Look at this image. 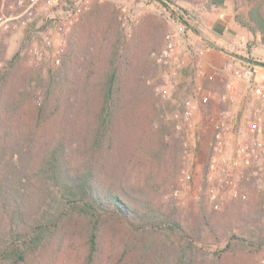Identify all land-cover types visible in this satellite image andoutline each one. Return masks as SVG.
I'll return each mask as SVG.
<instances>
[{"label": "trees", "instance_id": "16d2710c", "mask_svg": "<svg viewBox=\"0 0 264 264\" xmlns=\"http://www.w3.org/2000/svg\"><path fill=\"white\" fill-rule=\"evenodd\" d=\"M154 1L177 21L187 22L186 9L170 7L174 0ZM236 10V21L253 34L261 32L264 41L258 9L249 16ZM89 19L81 20L62 63L47 75L20 73L14 66L17 56L0 73V264L226 261L225 248L204 246L203 229L184 224L174 200H156L170 149L178 167L181 138L160 116L156 97L151 114L158 125L151 117L137 119L149 85L141 74L130 85L133 52L123 46L118 28L101 68L97 56L89 59L81 51L80 28ZM109 24L114 28L116 19ZM31 37L30 31L26 45ZM142 165L148 166L145 182L136 185L132 173ZM202 208L204 223L214 231L204 204ZM263 212L261 206L252 207L245 221L256 222ZM232 242L226 247L252 250L233 253L234 264H257L254 247L263 238L236 236Z\"/></svg>", "mask_w": 264, "mask_h": 264}, {"label": "rangeland", "instance_id": "374dc122", "mask_svg": "<svg viewBox=\"0 0 264 264\" xmlns=\"http://www.w3.org/2000/svg\"><path fill=\"white\" fill-rule=\"evenodd\" d=\"M18 0H0V10L5 14L11 13L9 5L17 3ZM59 3L52 6L46 1L42 2L37 10L34 18L27 24H21L15 29H0V73H4L11 66L9 61L17 56L18 61L14 63L15 68H19L20 73L29 74L32 71L40 72L43 76L47 75L50 68L59 67L68 53L69 46L71 44V37L76 27L81 25V20L88 18L89 21L85 25L81 26L82 38L81 51L87 53V58H91V55L97 56L100 59V68L104 64V61L108 59L111 50V43L116 33V28L122 32L123 46L128 45L129 49L133 53L130 55L133 71L132 80L130 85L134 86L141 74L145 80L147 87V94H145L144 102L139 105L137 119L148 120L150 117L153 119L154 126L158 125L156 118L152 117L151 104L153 98L159 99L161 106V115L166 110L173 111L180 109L183 99L190 96H195L193 89L196 85L201 87V91L209 93L211 101L208 106L209 110L204 111V107L201 106L195 111L199 116L211 117L219 109L227 108L222 102L221 98L223 90H228L226 73L227 69H230L234 80L240 82L243 79L237 78L233 75L234 70L247 67L249 64L238 62L237 67L231 68L227 65H222V69H216L205 64L202 59L213 51L210 42L216 41V37L222 38L216 29H214L220 21L225 22L228 26L227 30L233 29V23L236 21V6L238 11L242 14H248L254 3L261 4V10L264 13V0H230L228 5L216 6L211 0H174V3H170L172 9L181 11L180 8L186 9L188 15H185V21H177L171 13L166 10L162 4L154 0H58ZM256 1V2H255ZM66 2H73L81 7V11L78 15L71 18L67 16L63 4ZM21 11L20 8H18ZM17 9V11H18ZM98 9V10H97ZM235 11V12H234ZM182 12V11H181ZM96 13L98 16L96 17ZM90 16V17H89ZM112 18L116 19L117 25L114 28H109V21ZM61 21H66L65 29L62 32H58L56 29ZM224 23V24H225ZM63 25V22L60 23ZM183 26L180 36L176 41V49L173 55V59L176 66H179V73L177 75H168L160 69L154 62L150 54L152 51L160 50L165 45L166 34L170 31L175 32V28ZM215 26V27H214ZM229 30V31H230ZM31 31L32 37L28 40L27 35ZM42 31L50 32L53 37V41L50 45L43 43ZM238 31V30H237ZM250 31V30H249ZM241 34L242 43L246 44L247 40L243 32ZM106 35V36H105ZM228 41V40H225ZM217 42V41H216ZM253 43L249 42L252 48ZM248 47V43H247ZM241 49V48H240ZM242 52L238 51V54L246 57H253L255 59L264 60V53L251 55L244 46ZM216 51V50H215ZM186 55L189 60L184 61L183 56ZM61 58L60 62H57V58ZM145 61V64H144ZM261 63V62H259ZM144 65L146 68H144ZM197 71V76L200 74L204 77L202 83H193L186 79L187 71ZM199 73V74H198ZM214 75L215 80L210 81L209 75ZM181 75V77H180ZM194 77V76H193ZM154 79V83L167 84L171 88V95L168 98H163L156 94L154 86L149 80ZM216 92H222L221 96L216 99ZM220 101V102H219ZM218 108L214 111L213 108ZM213 109V110H212ZM202 120L205 124L206 119ZM199 124V123H198ZM205 128L203 130L205 137H211V129ZM123 135H126L125 129ZM206 140V139H205ZM207 142L200 143L199 147L203 148L199 153V160L197 162V172L194 177V181L187 185H182V161L180 159L178 167H174L173 151L170 152L166 158L164 169L161 171L163 187L162 190L157 193L156 200L167 202L168 200H174L178 207L181 217L184 220V224L189 228H198L202 230L203 241L202 243L206 247H214L216 249H226V258L224 262L220 264H234L231 255L238 253L241 255L244 249L243 246L232 244L231 247H226L228 241H234L235 237H246L249 240H261L264 239V212L260 214V219L256 222L245 221L247 218V211L252 207L264 208V200L262 192L258 187V181H252L250 184V193L248 200L242 202L240 200H226V202L218 209H216L212 202L202 195L200 187L206 186L208 175V158L206 153ZM166 169H169L167 172ZM175 168V169H174ZM148 171V166H140L132 173V181L136 185H143L145 177ZM214 178H219L215 176ZM166 179V180H165ZM180 189L178 195L174 194L175 189ZM205 205L206 213L210 216L211 227L204 223V211L202 205ZM236 209V213L233 211ZM239 209L242 213L240 215ZM237 218H241L240 220ZM257 247V248H256ZM228 249V250H227ZM254 249L258 250L254 253L255 261L257 264H264V242L261 246L256 245ZM246 252V251H245ZM247 254L249 252H246ZM250 255V254H248ZM253 256V254H251Z\"/></svg>", "mask_w": 264, "mask_h": 264}, {"label": "built area", "instance_id": "2783aa9c", "mask_svg": "<svg viewBox=\"0 0 264 264\" xmlns=\"http://www.w3.org/2000/svg\"><path fill=\"white\" fill-rule=\"evenodd\" d=\"M45 1L52 6L59 3L58 0H18L17 3L9 5L10 14L7 15L0 10V29H15L21 24H27L34 18L41 3ZM63 7L67 16L71 18L81 11V7L73 2H66ZM62 22L63 25L60 24ZM60 23L56 28L58 32L64 31L66 21ZM183 29L181 25L175 28V32H168L165 45L150 54L159 68L168 75L179 73V66L175 65L173 55L176 41ZM42 41L47 45L52 43L53 37L50 32L42 31ZM60 59L58 57L57 62H60ZM233 75L254 85L255 68L250 65L234 70ZM208 79L214 81L215 76L211 74ZM149 82L154 86L157 95L163 98L170 97L169 85L154 83V79ZM201 89L196 85L193 89L195 96L183 99L180 109L166 110L163 113L164 119L174 126L175 133L181 138L182 185L185 186L194 181L199 153L203 150L199 144L205 138L203 127L207 124L211 126V137L206 139L205 148L208 158V184L200 187L201 194L206 195L218 209L228 199L248 200L250 184L256 180L264 200V127L260 122V111L255 110L250 117L240 123L233 119L227 108H222L209 117L207 123L200 126L195 119V111L201 106H208L211 101L210 94L202 92ZM254 93L264 105V88L255 86ZM222 99L228 101L232 97L228 93H223ZM217 175L219 178H214ZM179 192V188L175 189L174 194L178 195Z\"/></svg>", "mask_w": 264, "mask_h": 264}, {"label": "crops", "instance_id": "0c3cea01", "mask_svg": "<svg viewBox=\"0 0 264 264\" xmlns=\"http://www.w3.org/2000/svg\"><path fill=\"white\" fill-rule=\"evenodd\" d=\"M228 3H230V0H225L223 4H219V5L214 4V5L220 7L223 5H228ZM257 9H258L257 13L260 14L262 17H264V13L261 10V4L257 2L252 5V8L249 10V13L246 14V16H249L252 11H255ZM224 23L225 22L220 21L216 27L214 26L215 27L214 29H216L217 33H219V35L222 38L216 37L217 42L216 41L210 42L213 51L206 57L207 59H202V60L204 61L205 64L208 63L210 66L216 69H219V70L222 69V65H227L230 68H231V65L237 67L239 65L238 62L243 61V63L249 64L255 68L254 85L247 83V81L245 80H242V81L240 80V82L237 83V81L234 80L232 76L231 70L227 69L224 72L226 73V76H227L226 80L228 81L227 86L229 87H228V90L226 89V90H223L222 92L228 93L232 97V99L228 101H224L222 97H220L222 92L215 93L216 99L220 97L222 100L221 103L223 102L226 105L233 119H235L236 121L240 123H243L247 117H250L255 110H259L261 113L260 122H261V125L264 127V105L260 103L258 96L254 93L255 86H261L262 88H264V65L261 64V63H264V60L254 59L255 62H248V61H244L230 54V52L238 53V51L240 52L244 51V50H241V49H244V46H245V49L251 55L255 53L263 54L264 53V41L262 38L263 35L259 31L256 34H253L251 31H249L247 27L243 26L237 21H234L232 25L233 29L231 30L229 29L230 30L229 31L227 30L228 26L226 25V23L225 24ZM237 30L239 32H243L245 34V38L250 41L248 42L246 41V44L242 43L243 40H241V38L243 37H241V34L238 33ZM225 40H228V41H225ZM253 40H255V43H253L254 45L252 48H249L251 47L249 45V42H252ZM247 43H248V47H247ZM183 57L185 58L183 59L185 62L186 61L188 62L189 60H191V59H188L186 55H184ZM186 73H187L186 79L191 82L193 81L197 83H202L204 81V77H202V75H200L199 73H198L199 74L198 76L196 75L197 74L196 70H194L193 72L191 70H188ZM203 107H204L203 112L209 110L208 107L207 108H205L206 106H203ZM213 109L215 111L218 108H213ZM204 117L208 118V116H203V114L202 116L201 115L199 116V114H196V121L199 123L200 126L204 123L202 122ZM205 122L207 123L208 120L206 119ZM207 128L211 129V126L208 125ZM205 139H207V137L204 138L202 143L206 141Z\"/></svg>", "mask_w": 264, "mask_h": 264}, {"label": "water", "instance_id": "95a60500", "mask_svg": "<svg viewBox=\"0 0 264 264\" xmlns=\"http://www.w3.org/2000/svg\"><path fill=\"white\" fill-rule=\"evenodd\" d=\"M230 54L233 55V56H236V57H238V58H240V59H242L244 61L252 62L251 58L246 57L244 55H241V54H238V53H234V52H230Z\"/></svg>", "mask_w": 264, "mask_h": 264}]
</instances>
